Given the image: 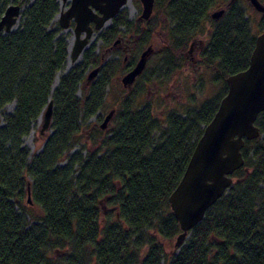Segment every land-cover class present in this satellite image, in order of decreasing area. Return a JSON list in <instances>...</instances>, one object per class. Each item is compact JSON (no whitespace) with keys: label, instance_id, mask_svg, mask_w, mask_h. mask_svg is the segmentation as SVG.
<instances>
[{"label":"trees","instance_id":"1","mask_svg":"<svg viewBox=\"0 0 264 264\" xmlns=\"http://www.w3.org/2000/svg\"><path fill=\"white\" fill-rule=\"evenodd\" d=\"M10 2L25 6L19 27L0 32V108L15 101L0 126V264H264V111L256 121L260 135L245 139L244 164L226 193L179 249L167 254L162 243L181 232L168 197L227 92L226 77L248 66L264 16L254 32L239 0L228 1L218 19L211 16L218 0H155L147 26L168 37L158 54L159 78L179 70L188 44L205 36L203 62L221 88L197 106L159 116L150 101L139 103L135 87L120 100L111 128L84 135L104 104L114 62L78 97L84 70L99 63L85 50L52 92L68 56L67 40L50 27L59 3L0 0V16ZM114 20L130 24L126 11ZM114 34L112 24L104 40ZM49 97L53 131L30 156L22 139ZM28 183L39 215L23 203Z\"/></svg>","mask_w":264,"mask_h":264},{"label":"water","instance_id":"2","mask_svg":"<svg viewBox=\"0 0 264 264\" xmlns=\"http://www.w3.org/2000/svg\"><path fill=\"white\" fill-rule=\"evenodd\" d=\"M64 1H68L69 5L61 9L55 18L59 20L62 29L69 28L74 21L75 41L71 48L69 45L67 47L68 56H71L74 64L89 45L93 28L101 29L109 24L130 0ZM140 2L142 4L140 18L150 19L155 0ZM248 2L256 10L264 12V2L260 0ZM22 8V5L14 2L6 6L0 16V32L9 33L13 30ZM224 11L225 8L221 7L212 11L211 16L218 19ZM91 22L95 23L94 27L91 26ZM193 43L194 41L187 51H190ZM111 48L112 46L105 52ZM153 50V46L148 45L135 65L122 76L121 81L125 87L132 86L136 77L144 70ZM98 70L99 67L90 70L87 82L96 76ZM226 82L227 92L221 98L212 119L205 125L179 183L168 197L171 210L181 229L175 240V247L178 249L184 244L190 231L203 220L207 209L222 197L233 183L232 174L244 164L242 148L245 139L250 140L260 135L256 121L264 111V30L255 38L248 66L228 75ZM53 84L54 82L52 86ZM53 112L54 101L49 97L37 117L40 119L39 136L47 137L48 131L52 132ZM115 114L116 109L112 108L105 115L100 127L106 129ZM27 197L28 202L32 203L30 183L27 186Z\"/></svg>","mask_w":264,"mask_h":264},{"label":"rangeland","instance_id":"3","mask_svg":"<svg viewBox=\"0 0 264 264\" xmlns=\"http://www.w3.org/2000/svg\"><path fill=\"white\" fill-rule=\"evenodd\" d=\"M57 1L59 3V11L61 9L66 8L69 5L68 1L65 2L63 0L65 2L64 6L60 4L59 0ZM228 1L230 0H218V3L212 8L211 11H215L221 7H225V4ZM239 2L246 7V11H247L246 16L249 17L252 29L254 32H256L258 29L259 21L264 16V12L256 10L252 5L249 4L248 0H239ZM24 6L25 5H23V7ZM140 6L141 3L139 0H130L129 5L124 7L131 23H134L138 15L141 13ZM110 25L107 24L106 27H103L101 29H96V31L93 33L90 39L89 45L85 49V50H92V53L100 57L98 63L99 65L102 63L101 55L102 53H104V50L107 49V45H104L103 39H104V35L106 34V30ZM165 26L166 25H164V27ZM18 27H19V20L16 26L13 28V30L17 29ZM50 27L51 29H58L59 34L62 35L67 40V43H68V38L72 36L74 43L75 41L74 24H71V26L67 28L65 31V29H62V27L60 26L59 20L57 18H54ZM131 27L133 29L134 27L133 24ZM124 28H125L124 26L120 27L121 34L130 35V33H134L131 31L124 32ZM196 38L206 40L205 36H198ZM167 40H168L167 33L165 34L163 30L162 32L156 30V32H154L151 35L150 43H147L149 40L147 42L142 41L143 43L138 42L137 47L133 48L130 51L129 59L127 60V61L137 60L139 58L141 51L145 49V47L148 44H151L153 46L154 50L147 60V68L143 73V75L140 77L139 81L135 83V86L131 88V90H133L136 87L137 90L139 91L137 97L139 103L145 104L146 102L150 101L154 113L159 116H163L169 110L177 111V109L183 110L188 107L197 106L205 98L217 94V92L222 86L221 82L217 80L216 78L217 76L215 72L212 69L207 68L204 62L199 59L198 56L199 48L195 46L193 47L192 51L189 54H187L182 67L179 70L175 71L170 78L161 80V78H159L160 69L158 63V59H159L158 54L160 53L161 48L165 44H167ZM112 42L113 40L110 41V44ZM143 44L144 46H142ZM120 52L122 51L116 50V55H115L114 52L110 51L105 55V59L103 62H108L111 60L114 62L115 65V61H116L118 67L115 70L114 74L111 75L109 84L107 85L106 98L102 108L99 109L90 118L88 127L84 129V135H89L91 130H93L94 132L96 129L104 130L100 127V124L103 121L105 115L112 108L118 109L120 100L131 91L130 89L126 88L121 81V78L125 74L127 68L125 67V64L123 62L124 54ZM82 60H83V53L73 65L81 62ZM66 63L67 61L65 62L64 67L59 71L61 72L60 77L63 74H65ZM92 68L93 67L89 65L84 70L83 83L81 85V88L77 92L78 97L81 98L84 97V92L82 91V89L84 88L85 86L84 84L87 81V75ZM86 85L88 86L87 83ZM54 90H52V85H51V91L53 92ZM14 108H15V101L7 103L5 106L0 108V126L4 124L5 116L7 114L12 113ZM39 125L40 122L38 123L36 119L31 127V129L32 128L35 129V136L33 141L34 147L32 149L25 142V138L29 135L30 132L27 135H25L22 139V145L28 149L30 156H33L41 149L44 140L46 138L38 135ZM112 125H113V119L108 123V127L106 129L111 128ZM48 133H50V131H48ZM96 134H97L96 135L97 138H99L100 134L98 133ZM103 135L104 133H102L101 136ZM80 145L82 144L79 143L76 146V149H78ZM91 145H92L91 142L88 141L87 146L89 147ZM27 199H28L27 190L25 189L23 196V203L28 207L30 206V209L34 212V214L36 215L41 214L42 211L40 207L35 206L33 202L29 203ZM15 201H19V200L15 198ZM175 240L176 238L171 240H163L162 243L167 254L171 253L172 251H175L176 248ZM163 263H165V261H163Z\"/></svg>","mask_w":264,"mask_h":264},{"label":"flooded vegetation","instance_id":"4","mask_svg":"<svg viewBox=\"0 0 264 264\" xmlns=\"http://www.w3.org/2000/svg\"><path fill=\"white\" fill-rule=\"evenodd\" d=\"M140 1V0H139ZM141 3V2H140ZM125 7V6H124ZM124 7L117 13V14H119L120 12H122V11H126L125 9H124ZM155 5H154V8H153V13L155 12ZM140 10L142 11V4H141V6H140ZM140 11V12H141ZM116 14V15H117ZM116 15L112 18V20H111V25H110V23H109V25L110 26H112V24L114 25V30H115V34H114V36H113V42L110 44V42L109 43H107L104 39V45H107V48H109V47H111L112 46V48L111 49H109L107 52H105V50H104V53H102V55H101V59H102V63L99 65V64H90V66H92L93 68L94 67H99V70H98V72H97V74H96V76L92 79V80H90L89 82H87L86 81V83L89 85V84H91L92 83V81L93 80H95L100 74H101V70H102V67H103V65L106 63V62H103L104 61V59H105V55L107 54V53H109L110 51H112V52H114L115 53V55H116V50H118V51H122V52H120V53H123L124 54V58H123V62H124V64H125V67L127 68V70L125 71V73L126 72H128L134 65H135V63L137 62V60L139 59H137V60H135V61H127L128 59H129V55H130V51L133 49V48H136L137 47V45H138V42H140V43H143L144 41L145 42H147L148 40V42L147 43H150V38H151V35L154 33V32H156V30H159V31H161L162 32V30H160L161 28H156V26H147V22H148V20H146V19H141L140 18V15H141V13L138 15V17L136 18V21L134 22V23H131V21L129 20V17H128V21L130 22V24H126V23H119V24H117V26H116V20H114V18L116 19ZM151 18V17H150ZM161 18H162V20H163V22H162V24H163V26L164 25H166V23H165V17L164 16H162L161 15ZM113 21V22H112ZM71 24H74V21H72L71 22ZM91 24V26L92 27H94V22H91L90 23ZM132 24H133V29H132ZM75 25V24H74ZM71 26V25H70ZM109 26V27H110ZM121 26H124L125 28H124V32H128V31H131V32H134V33H130V35H127V34H121L120 32H121V30H120V27ZM103 27H106V25L105 26H103ZM102 27V28H103ZM96 31V29L95 28H93V33ZM137 31V32H136ZM164 31V30H163ZM93 33H92V35H93ZM144 33H146V34H144ZM150 33V34H149ZM147 34H149L150 36L148 37L147 36ZM92 37V36H91ZM91 39V38H90ZM143 41V42H142ZM194 43H193V45H192V48L190 49V51H187L186 52V56H187V54H189L191 51H192V49H193V47L195 46V47H198L199 48V51H198V56H199V59L201 60V61H203V58H202V53H203V50H204V48H205V45H206V40L204 39H197V38H195L194 40ZM192 41V42H193ZM191 44V43H190ZM148 45H151V44H148ZM147 45V46H148ZM142 46H144V44L142 45ZM146 46V47H147ZM145 47V48H146ZM190 47V46H189ZM144 50V49H143ZM142 50V51H143ZM142 51H141V53H142ZM141 53H140V55H141ZM140 55H139V57H140ZM192 57V56H191ZM100 58V57H99ZM116 59V58H115ZM100 60V59H99ZM118 60V59H117ZM195 60V59H194ZM146 68H147V64H146V66H145V68H144V70L136 77V79H135V81H134V83L132 84V86L130 87V88H128V87H126V88H128V89H130L131 90V88H133L134 86H135V83L137 82V81H139V79H140V77L143 75V73L145 72V70H146ZM115 70H116V61H115ZM90 72V71H89ZM115 72V71H114Z\"/></svg>","mask_w":264,"mask_h":264},{"label":"bare ground","instance_id":"5","mask_svg":"<svg viewBox=\"0 0 264 264\" xmlns=\"http://www.w3.org/2000/svg\"><path fill=\"white\" fill-rule=\"evenodd\" d=\"M59 2H60V4H62V5L64 6L65 2H64L63 0H59ZM129 3H130V1H129L125 6H128ZM65 31H66V29H65ZM68 45H69L70 48H71L72 45H73V37H72V36H70V37L68 38ZM66 61H67V63H66V67H65V72H66L68 69H70V68L72 67V65H73V62H72V60H71V56H70V55L67 57V60H66ZM60 75H61V72H59V73L57 74V76L55 77V79H54V84H53V86H52V90H54V89L57 87V85H58V83H59ZM37 121H38V123H39V122H40V119H37ZM34 136H35V129L32 128L31 131H30V133H29V135L25 138V142H26V144H28L29 147H30L31 149L34 147V143H33V141H34Z\"/></svg>","mask_w":264,"mask_h":264}]
</instances>
